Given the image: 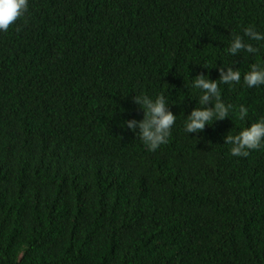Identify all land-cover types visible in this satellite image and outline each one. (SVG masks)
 Here are the masks:
<instances>
[{
  "label": "trees",
  "instance_id": "trees-1",
  "mask_svg": "<svg viewBox=\"0 0 264 264\" xmlns=\"http://www.w3.org/2000/svg\"><path fill=\"white\" fill-rule=\"evenodd\" d=\"M249 26L264 0H29L0 31V264H264V146L224 144L264 117ZM221 67L241 72L219 84L232 116L187 134L192 81ZM135 95L177 115L155 151L124 124Z\"/></svg>",
  "mask_w": 264,
  "mask_h": 264
},
{
  "label": "clouds",
  "instance_id": "clouds-1",
  "mask_svg": "<svg viewBox=\"0 0 264 264\" xmlns=\"http://www.w3.org/2000/svg\"><path fill=\"white\" fill-rule=\"evenodd\" d=\"M28 3L29 0H0V31H7L11 24L24 15ZM243 31L248 41L264 42V32L256 30L253 26L246 27ZM248 41L240 35H234L228 44L227 52L237 54L243 51L257 54L259 48ZM240 82L241 72L231 67L227 68V71L221 67L218 79H210L205 74L197 75L192 81V87L202 93L198 102L200 107H194L186 116L185 132L187 134L201 132L206 124L232 116L233 106L221 100L219 84L232 85ZM243 83L248 88L264 86V64H253L243 75ZM133 99L134 103L143 109L144 116L140 120L128 119L124 124L139 136L149 151H155L168 142L177 115L170 110L169 103L163 95H157L155 98L135 95ZM209 101L212 102L211 107L206 106ZM248 111L246 106L240 105L239 120L244 121ZM224 144L231 146V155L236 157H247L250 151L264 146V117L243 127L237 134H227L224 137Z\"/></svg>",
  "mask_w": 264,
  "mask_h": 264
}]
</instances>
